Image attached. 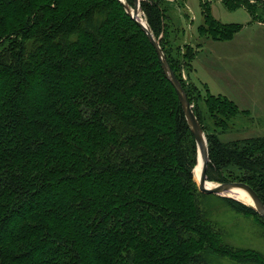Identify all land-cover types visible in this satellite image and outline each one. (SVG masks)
Returning a JSON list of instances; mask_svg holds the SVG:
<instances>
[{
    "label": "trees",
    "instance_id": "obj_1",
    "mask_svg": "<svg viewBox=\"0 0 264 264\" xmlns=\"http://www.w3.org/2000/svg\"><path fill=\"white\" fill-rule=\"evenodd\" d=\"M113 4L151 48L197 155L155 49L119 0H0V264H187L206 240L181 181L190 169L168 105ZM160 46L194 103L177 59L163 39ZM185 48L182 61L195 52ZM193 111L205 132L195 103ZM257 153L226 157L264 182V150Z\"/></svg>",
    "mask_w": 264,
    "mask_h": 264
},
{
    "label": "rangeland",
    "instance_id": "obj_2",
    "mask_svg": "<svg viewBox=\"0 0 264 264\" xmlns=\"http://www.w3.org/2000/svg\"><path fill=\"white\" fill-rule=\"evenodd\" d=\"M139 1L146 3L155 28L160 32L159 44L163 39L165 48L177 59L180 66L177 73L191 89V97L205 128L203 132L209 135L211 157L207 181L247 182L264 200V182L259 173L241 167L240 160L226 157L231 151L257 153L264 150V140L260 138L264 135V2L258 7L255 0ZM111 10L123 31L138 46L143 45L152 85L168 105L173 120L170 130H173L174 144L177 143L179 148L180 161L190 169L187 174L184 172L186 178L181 181L191 190L190 198L198 211V221L202 220L208 228L206 240H201L200 249H196V258L187 264H264V221L252 204H246L231 192L216 195L198 190L197 155L192 150L190 135L173 92L162 80L154 54L143 36L117 5L113 4ZM139 13L146 20L141 7ZM206 43L233 56L240 55L239 59L230 61L236 72L221 75L219 71L203 66L199 60L209 63L211 53L208 52L213 53ZM185 46L195 52L194 56L188 52L187 61H182ZM211 60L212 66H224L216 58ZM247 67V74L240 72ZM253 93L257 96L256 105L251 100ZM194 103H191L192 107ZM250 112L253 119L249 118ZM252 159L247 157L249 161ZM189 236L196 239L195 234Z\"/></svg>",
    "mask_w": 264,
    "mask_h": 264
},
{
    "label": "water",
    "instance_id": "obj_3",
    "mask_svg": "<svg viewBox=\"0 0 264 264\" xmlns=\"http://www.w3.org/2000/svg\"><path fill=\"white\" fill-rule=\"evenodd\" d=\"M119 1L122 3L126 13L139 25V27L146 34L150 44L153 46V48L157 53V56L161 62V67L163 69V72L165 73L166 78L171 83L178 96L185 118L191 129V132L193 134L196 143V148H197L196 170L199 172V176L197 180L198 190L203 194L219 195V194L231 192L234 189H240L249 196V198L252 201V208L264 220V204L257 195V193L249 185L241 182H227V183H219L213 188L206 187L207 167L209 163L208 144L203 129L197 117L194 114L193 107L189 102L180 81L176 78L173 71L171 70L168 61L166 59V56L159 44V41L153 35V32L149 28L147 21L145 20V23H143L137 20V16H139L140 1L133 0L132 7H130L124 0H119Z\"/></svg>",
    "mask_w": 264,
    "mask_h": 264
},
{
    "label": "crops",
    "instance_id": "obj_4",
    "mask_svg": "<svg viewBox=\"0 0 264 264\" xmlns=\"http://www.w3.org/2000/svg\"><path fill=\"white\" fill-rule=\"evenodd\" d=\"M204 46V45H203ZM206 46L208 47V49H212V51H213V53L212 52H208V53H211V56H209V60H210V62L209 63H207V62H205L204 60H199V62L203 65V66H205L206 68H208V69H210V70H215V71H219V74H221V75H225L226 73L227 74H233V73H235L236 71H234L233 72V68H232V66H231V64H230V61H232V60H234V59H239L240 58V55H236V56H233L232 54H230L229 52L228 53H225V50H222L221 51V49L220 48H218L217 46H214V45H212V44H207L206 43ZM229 50H231V49H229ZM207 51H209V50H207ZM246 53V52H245ZM213 58H216V61L219 63V64H221V65H224V66H222V67H220V68H218V66L217 65H214V66H212V65H210V63H211V59H213ZM248 59H249V57H248ZM229 65V66H228ZM249 68L247 67V70H244V71H240V70H238V71H240V72H242L243 74H247V72L249 71L248 70ZM229 72V73H228ZM253 82H254V80H253ZM257 98V96L255 95V93H253V95H252V99L251 100H253V103H254V105H256V103H255V99ZM256 107V106H255ZM249 118L250 119H253V117H251V112H250V114H249Z\"/></svg>",
    "mask_w": 264,
    "mask_h": 264
},
{
    "label": "bare ground",
    "instance_id": "obj_5",
    "mask_svg": "<svg viewBox=\"0 0 264 264\" xmlns=\"http://www.w3.org/2000/svg\"><path fill=\"white\" fill-rule=\"evenodd\" d=\"M214 1V0H213ZM137 20L138 21H141L143 23H145V20L142 18V15H140L139 13V16H137ZM231 37V36H230ZM198 176H199V172L197 171V173H195V177H196V180H198ZM217 184L219 183H211V182H208L206 183V187H209V188H213L214 186H216ZM232 194H235L237 195L236 197L239 199L240 197V200H242L243 202H245L246 204H249L251 205L252 204V201L251 199L249 198V196L242 190L240 189H234L233 191H231ZM230 194V193H229ZM222 195V194H221ZM224 195V194H223Z\"/></svg>",
    "mask_w": 264,
    "mask_h": 264
}]
</instances>
